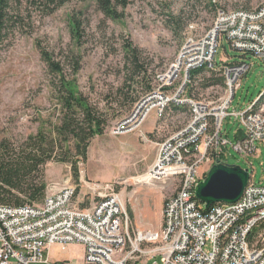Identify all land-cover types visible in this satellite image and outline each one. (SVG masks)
<instances>
[{
    "label": "rangeland",
    "instance_id": "obj_1",
    "mask_svg": "<svg viewBox=\"0 0 264 264\" xmlns=\"http://www.w3.org/2000/svg\"><path fill=\"white\" fill-rule=\"evenodd\" d=\"M128 2L125 8L118 9L120 16L115 19L100 12L93 0H70L52 10L38 6L32 0H20L12 7L10 24L0 43V140H7L16 147L42 132L47 142L45 148L52 151V158L43 168L45 183L70 178L77 185L76 200L83 203L81 206H85V198L90 194L80 183V178L99 183L115 178L127 179V211L132 226L137 227L133 214L144 221L143 229L157 231L161 223V205L171 190L134 185L132 177L145 172L147 168L141 167L148 159L153 161L157 151L154 142H161L183 128L190 111L186 105L168 104L164 116L156 118L157 124L166 127L159 137L154 132L144 133L142 126L130 132L112 133L111 129L125 119L133 106H121L122 97L118 96L119 88L127 79L125 51L130 44L141 51L148 64V77L154 84L156 75L176 60L186 39L203 35L212 27L217 9H252L263 5L264 0ZM41 51H47L58 61L65 79L74 81L78 91L105 114L103 131L90 140L85 162L75 155L72 140L66 144L70 148L67 161L60 160L63 157L61 146L52 135L61 117L58 82L49 73ZM221 59L249 65L240 77L228 108L230 113L243 110L264 90V61L251 53L233 49L225 37L216 48L214 61L218 68ZM221 76L218 70L205 68L194 76L186 94L217 105L225 87L209 79ZM127 84L130 90L133 89L129 96L140 98L143 95L141 84L134 81ZM117 99L120 102H116ZM220 126V132L230 143L236 141V134L242 130L233 115L223 118ZM52 140L55 143L51 146ZM256 146V154L244 156L229 144L223 162L248 169L250 181L264 185V142L257 141ZM139 179L147 180L143 176ZM139 196L142 200L138 205ZM203 248L209 252L210 243ZM82 256L80 243H69L64 251L54 244L48 253L51 261L70 260L73 263H79ZM154 260L159 263L158 256L151 263Z\"/></svg>",
    "mask_w": 264,
    "mask_h": 264
},
{
    "label": "built area",
    "instance_id": "obj_2",
    "mask_svg": "<svg viewBox=\"0 0 264 264\" xmlns=\"http://www.w3.org/2000/svg\"><path fill=\"white\" fill-rule=\"evenodd\" d=\"M224 37L233 49L264 61V4L217 9L212 27L186 39L176 60L111 129L114 134L136 130L152 112L163 117L170 103L189 107L185 126L159 142L145 172L132 177L134 185L171 190L162 204L159 230L132 226L127 179L99 183L80 178L90 194L81 206L77 185L66 177L46 183L40 204L0 205V264H148L157 256L159 263L151 264H264V185L249 178L236 202L209 209L195 196L196 185L216 160L224 161L229 144L248 156L258 152L257 141L264 142V90L245 109L228 111L249 65L224 59L216 67V48ZM201 68L218 70L223 77L225 91L217 105L186 94L195 78L190 73ZM228 115L242 127L234 143L220 132ZM139 176L147 180L135 181ZM69 243L82 244L79 263L47 257L52 245L64 251Z\"/></svg>",
    "mask_w": 264,
    "mask_h": 264
},
{
    "label": "trees",
    "instance_id": "obj_3",
    "mask_svg": "<svg viewBox=\"0 0 264 264\" xmlns=\"http://www.w3.org/2000/svg\"><path fill=\"white\" fill-rule=\"evenodd\" d=\"M19 1L0 0V43L10 24L12 17L10 11ZM68 1L70 0H32L33 3L48 10L64 5ZM93 1L100 12L112 19L118 18L120 16L118 9L125 8L129 3L128 0ZM73 24L75 25V22ZM41 55L47 64L49 73L58 82L56 84L57 100L60 105L61 117L59 123L54 127L52 135L56 136L54 138L59 141L61 146L60 152L63 157L60 160L67 161L70 148L66 144L72 140L76 151L75 155L85 162L90 140L103 131L105 114L78 91L74 81L65 79L58 61L54 60L47 51H41ZM125 62L127 64V79L124 81V86L118 90V96L122 97V102L119 99L116 100L123 107L134 104L139 98L138 95L129 96L133 91L127 84L129 81H134L137 85L141 84L143 94L152 88L151 78L148 77V64L145 63L141 51L132 47L131 44L128 45V49L125 51ZM77 69L75 67V70ZM204 69L193 71L190 76L193 78ZM209 80L214 84L224 85L222 76L210 77ZM54 143L55 141L52 140L49 145L52 146ZM46 145L47 142L42 132L29 137L24 144L16 147L7 140H0V205H32L43 200L46 185L43 168L45 163L52 158V151L45 148ZM73 169H76L75 163Z\"/></svg>",
    "mask_w": 264,
    "mask_h": 264
},
{
    "label": "water",
    "instance_id": "obj_4",
    "mask_svg": "<svg viewBox=\"0 0 264 264\" xmlns=\"http://www.w3.org/2000/svg\"><path fill=\"white\" fill-rule=\"evenodd\" d=\"M249 178L248 169L216 160L196 185L195 196L204 209L216 203H234L241 197Z\"/></svg>",
    "mask_w": 264,
    "mask_h": 264
},
{
    "label": "crops",
    "instance_id": "obj_5",
    "mask_svg": "<svg viewBox=\"0 0 264 264\" xmlns=\"http://www.w3.org/2000/svg\"><path fill=\"white\" fill-rule=\"evenodd\" d=\"M222 60V59H221ZM224 60V59H223ZM174 105H176V104H174ZM177 106H179V105H177ZM153 113V112H152ZM151 114V113H150ZM149 114V115H150ZM148 115V117L144 120V122L142 123V130L141 131H143L144 133H147V134H150V133H152V132H154V133H156V134H158V137L159 136H161L162 135V133L166 130V127H165V124H157V116L155 115V113H153L152 115H150L149 116ZM158 118H161V117H158ZM167 133H169V132H167ZM171 133H169L168 135H170ZM167 135V134H166ZM155 143V145L156 144H158L159 143V141H156V142H154ZM155 158V157H154ZM154 160V159H153ZM151 164V162H150V159H148V162L144 165V166H142L141 168L142 169H145V168H147L149 165ZM91 177V179H94V180H97V179H95V178H92V176H90ZM139 177H141V176H139ZM135 178H137V177H135ZM105 181H107V180H105ZM138 200H139V202H138V205L139 204H141V200H142V196H139V198H138ZM137 200V201H138ZM161 209H162V205H161ZM134 211H135V209H134ZM132 216V218H133V222L135 223V225L137 226V228H139V229H143L142 228V225L144 224V221H141L139 218H136V215L133 217V214L131 215ZM160 225H161V223H160ZM160 227V226H159ZM143 230H150V229H143ZM154 231V230H153ZM53 246V245H52ZM51 246V247H52ZM50 247V248H51ZM49 251H50V249H49ZM49 251H48V253H49ZM48 253H47V257H48ZM49 258V257H48Z\"/></svg>",
    "mask_w": 264,
    "mask_h": 264
},
{
    "label": "bare ground",
    "instance_id": "obj_6",
    "mask_svg": "<svg viewBox=\"0 0 264 264\" xmlns=\"http://www.w3.org/2000/svg\"><path fill=\"white\" fill-rule=\"evenodd\" d=\"M134 180H135V181H138V180H140V179H139V177H137V178H134Z\"/></svg>",
    "mask_w": 264,
    "mask_h": 264
}]
</instances>
